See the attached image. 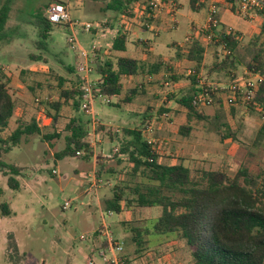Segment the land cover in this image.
I'll use <instances>...</instances> for the list:
<instances>
[{
    "label": "rangeland",
    "instance_id": "obj_1",
    "mask_svg": "<svg viewBox=\"0 0 264 264\" xmlns=\"http://www.w3.org/2000/svg\"><path fill=\"white\" fill-rule=\"evenodd\" d=\"M145 1H133L128 10H109L103 15L99 8L104 3L99 0H11L4 35L0 39V80L7 81L15 108L8 127L0 135H9L18 121L29 122L32 117L41 131L23 136L17 146L1 156L3 161L19 166L21 170L15 176L19 183L17 190L8 186L7 176L0 172V203L7 202L11 209L10 215H0V264H88L89 258L94 264H103L98 254L103 218H106L109 232L123 242L121 256L125 257L126 264L191 263L190 251L180 237L154 234L140 251L130 240L131 232L126 229L149 224L160 215V207H126L121 213L107 215L101 206V200L110 194L111 186L116 183L122 187L134 185L140 179L138 175L129 174L131 165L126 155L120 154V148L122 140L126 139L123 128L139 126L147 106L150 110L144 121L143 134L155 145L162 163H182L193 174L202 170H223L232 176L242 166L253 173L264 171V136L257 134L264 118L257 110L250 111L243 106L242 100L230 105L224 101L225 95H220V103L214 98L210 104L201 107L204 119L193 118L187 122L185 112L168 95L185 90L186 70L191 64L173 56L168 62L172 54L165 59L168 71L163 70V75L161 72L153 75L149 85L144 75V81L140 83L147 85L149 90L131 103L120 100L116 106L109 104L117 101L115 97L93 96L90 111L81 108L82 101L78 110L72 103L64 105L54 125L43 114L39 101L55 98L60 88L73 87L79 77L83 80L82 73L77 70V64L82 60L80 50L90 54L94 47L96 56L112 61L117 55H138L140 42L136 38L152 36L150 31L144 30L146 27L141 18ZM51 2L66 5L71 20L78 23L71 30L67 24L53 25L45 43L41 41L42 46L38 43L37 17L45 15L43 7ZM175 6L178 10V1ZM188 13L196 15L187 0H181L176 17L178 27H172L173 18L163 24L158 38L163 52L168 51L165 43L184 41L189 27L182 16ZM228 13L221 15V20L242 35L235 55L238 58L236 68L231 72L237 80L232 82L229 76L217 75L207 78L202 69L200 77L203 81L235 84L252 78L245 65L253 52L249 40L256 35V25L252 27L237 13ZM85 22L92 24L90 30L83 27ZM152 23L158 24L155 20ZM120 33L126 36L125 51L117 52L112 43ZM71 35L74 42L68 41ZM211 55L210 51L206 53V64L211 62ZM90 59L93 61L89 77L97 79L93 70L95 57ZM69 66L74 71H69ZM165 72L168 73L164 75ZM170 76L175 77L174 80L166 78ZM58 77L62 79V86L58 85ZM122 83L123 91L138 85L130 79H123ZM161 105L170 111L158 115ZM231 106L234 107L233 115L229 113ZM77 116L89 123L87 140L91 152L80 150L78 156L57 159L55 153L65 145V125L71 117ZM217 121L228 123L234 137L221 139L216 132ZM186 124L189 133L183 135L179 127ZM115 148L116 152L113 151ZM88 153L87 158L82 156ZM108 153L111 157L105 156ZM65 201L70 205L63 209ZM106 255L110 256V253Z\"/></svg>",
    "mask_w": 264,
    "mask_h": 264
},
{
    "label": "trees",
    "instance_id": "obj_2",
    "mask_svg": "<svg viewBox=\"0 0 264 264\" xmlns=\"http://www.w3.org/2000/svg\"><path fill=\"white\" fill-rule=\"evenodd\" d=\"M133 1L137 0H110L105 9L122 12L128 10ZM227 1L232 4L231 11L239 14L236 0ZM10 2L11 0L0 2V39L4 35ZM194 3L195 0H190L191 6ZM46 7L45 4L43 9ZM37 23L40 38L38 43L43 46L53 25L45 15L37 17ZM258 29V33L249 40L253 52L245 66L249 74L259 73L263 81L243 106L250 111L257 110L259 116L264 118V20ZM216 31V36L207 44L213 57L208 64L204 62L205 44L201 41L200 34H194L191 43L185 44L182 49L176 48L175 51L174 58L185 59L194 71V74L188 76L189 85L183 92L168 95L185 112L187 122L193 118H205L202 106L193 103V96L201 90L197 76L202 69H205L207 78L217 75L229 76L232 82L236 80L231 72L236 68L238 58L235 55L242 35L221 23ZM125 44L126 36L120 33L114 38L112 48L117 52L124 51ZM94 53L96 61L93 70L98 78H92L93 92L95 96L115 97L117 101L109 104L116 106L120 100L131 103L136 97L146 93L147 86L143 83L123 91V78L142 72L155 75L166 69L160 59L147 63L128 55H119L112 61L110 58L101 59L96 56V50ZM68 69L74 71L71 66ZM166 78L174 80L175 77ZM58 80V85L62 86V79L58 77ZM83 88V80L79 77L73 87L60 88L55 98L48 97L39 101L43 114L51 119L52 125L57 122L64 105L72 103L75 109H79ZM219 92V88L210 91L213 100L216 98L218 103L219 95L215 93ZM242 95L238 92V99ZM14 108L15 99L9 91L8 83L0 80V132L8 127ZM149 110L150 107L147 106L139 126L123 128L126 139L122 140L120 148V154H125L131 165L129 174L138 175L140 179L134 185L124 187L117 183L109 185L110 194L101 200L102 207L113 213H121L126 207L161 208L160 215L149 224L133 225L126 229L131 232L130 240L137 245L138 251L149 243L154 234H160L163 237H180L190 251V264H264V171L253 173L242 166L232 176L223 170H202L199 174H193L182 163H162L155 145L143 134ZM168 111L170 110L161 105L158 115ZM229 113H235L233 106L229 107ZM217 122L216 132L221 139L234 137L228 123ZM88 124V121L79 116L69 119L65 125V145L55 153L57 159L78 156L76 152L80 150L91 152L87 140ZM189 129L187 124L179 127L183 135L188 134ZM40 131L35 117H32L29 122L18 121L9 135H0V172L7 176V184L11 189H18L19 183L15 176L20 173L21 167L6 163L1 156L17 146L23 136L39 134ZM257 134L264 136V123L260 125ZM45 136L50 138L58 135L55 133L53 136ZM82 156L87 158L89 153ZM10 214L9 204L0 203V215ZM100 247H105L104 241L100 242ZM124 260L126 264V259Z\"/></svg>",
    "mask_w": 264,
    "mask_h": 264
},
{
    "label": "built area",
    "instance_id": "obj_3",
    "mask_svg": "<svg viewBox=\"0 0 264 264\" xmlns=\"http://www.w3.org/2000/svg\"><path fill=\"white\" fill-rule=\"evenodd\" d=\"M175 4L176 3L172 0H146L141 9V18L144 20L143 26L151 31H155L156 27L152 21H154L164 10L168 12L169 16L173 18L175 23ZM235 4L239 14L248 21L252 22L255 20H264V0H236ZM45 17L51 25L67 24L70 30L78 23L71 20L67 6L61 2L49 3L45 9ZM121 19L123 18L121 17ZM220 23L218 6L215 2H211L208 5L203 24L191 27L181 46L191 43L195 36L194 34H200L201 41L205 44L210 43L213 40V37L216 36V29H218ZM82 25L86 30H90L92 28V24L90 22H85ZM68 41L74 42L72 35L69 37ZM95 50L96 48L93 47L90 54H88L85 50H80L82 60L77 64V70L82 73L84 81L81 108L87 112L90 111L89 107L92 103L93 96H95L91 86L92 79L89 77L92 71L90 65L93 61L90 57H95ZM186 74L187 76L194 74L193 69L188 68L186 70ZM152 78L153 75H146L147 82H151ZM197 78L199 81L198 86L201 90L193 96V103L198 106L207 105L212 102L213 98L210 91H213L215 88H219L220 90L219 93L215 94H218L219 96L221 95V97L222 95H225L224 101L227 104L231 105L235 101L237 102V100H242V102L249 101L250 96L256 90L258 84L263 81V77L259 73H255L252 75V78H246L239 83L236 82L235 84H214L210 81H203L200 75H198ZM240 87L242 89H240ZM238 92L243 94L239 97V99ZM113 151L116 152V148ZM76 154L79 155L81 152L77 151ZM105 156L111 157V154L108 153ZM69 205V201H65L62 208L66 209ZM111 213L113 212L107 211V215H110ZM105 219L106 218H103L102 220L103 231L101 233L102 241L105 242V247H102L101 250L99 249L100 252L98 251V254L101 257L103 264H125V258L121 256L124 249L123 242L115 239L112 233L109 232ZM81 238L84 237L81 236ZM106 253H110V256L106 255ZM88 264H94L92 258L88 259Z\"/></svg>",
    "mask_w": 264,
    "mask_h": 264
},
{
    "label": "crops",
    "instance_id": "obj_4",
    "mask_svg": "<svg viewBox=\"0 0 264 264\" xmlns=\"http://www.w3.org/2000/svg\"><path fill=\"white\" fill-rule=\"evenodd\" d=\"M80 1V0H78ZM84 1V0H83ZM100 2L102 1V3H104V6L99 8V10L103 13V15H105V13L107 11H109L110 9H105L107 7V4L110 0H99ZM175 3H177V1L179 2V8L178 10H176V17L178 15V12H179V9L181 8V0H173ZM188 2V5H189V8L192 12L196 13V15H192L191 13H188L187 15H184L182 16L184 18V21L186 22V27L188 28L189 27V31L191 29V27L193 26H200L201 24H203L204 20H205V15H206V12H207V8H208V5L211 3V2H215L218 6V15H219V19H220V22L221 24L225 25L226 27H230L229 25H227L226 23H224L220 16L223 15V14H229L228 12H231V13H234L236 14L235 12H232L231 11V3L228 2L227 0H195V3H194V6H191L190 5V0H187ZM236 5V4H235ZM113 11V10H111ZM203 13L202 16H200V14ZM241 16V15H240ZM245 19V18H244ZM168 20H171V17L169 16L168 12L167 11H162L159 16L155 19V21L158 22V26L155 25L157 28V32L154 33V31H151L147 28H144V30H148L152 33V36L151 37H145V38H136L138 40V42H140V47H139V53L138 55L134 56V58L138 59L139 61L141 62H147V63H151L153 61H155L156 59H160L161 62L163 63V65L165 66L168 62L172 61L171 58L172 56L174 57L175 55V51H176V48H181L182 49V46L181 44L183 42H176V41H172L170 44H166L165 43V47L168 49L167 52H163V47L161 45V42L158 41V38L160 37V30L162 29V26L163 24H165ZM247 20V19H245ZM248 21V20H247ZM252 27L254 25V28H255V31L254 33H258L259 31V26L260 24L263 22L262 20H255V21H248ZM156 23V22H155ZM179 25V20L176 19V22L173 23L172 27L173 28H176L178 27ZM233 29V28H232ZM253 29V28H252ZM204 43V42H203ZM189 44V43H188ZM205 44V43H204ZM185 45V44H184ZM183 45V46H184ZM125 51V50H124ZM209 51L208 49V46L207 44H205V55L206 53ZM171 55V57L169 58V61L166 63L165 59L167 57V55ZM119 56V55H117ZM129 56V55H128ZM212 57V55H211ZM213 58V57H212ZM177 59V58H176ZM180 59V58H179ZM205 59V58H204ZM185 60V59H184ZM186 61V60H185ZM170 67V66H169ZM192 68V67H190ZM163 70L167 71L166 69H162L160 70L157 74L155 75H159L160 72H161V75H163ZM168 72H165L164 75H166ZM248 73V72H247ZM249 74V73H248ZM144 75L145 74H134V75H131V76H127L123 79H130V81L134 82V84L138 83V84H141L140 82L143 80L144 81ZM154 75V76H155ZM200 75V73H199ZM251 75V74H249ZM122 79V80H123ZM188 79V78H187ZM187 83V86L189 85V80L186 81ZM150 83H148L147 85H149ZM145 85V86H147ZM186 86V87H187ZM146 88V91L147 89L149 90V87H145ZM152 88V87H151ZM127 90V89H126ZM125 91V90H124ZM11 119V118H10ZM10 121V120H9ZM91 146V144H90ZM102 206V205H101ZM102 241V240H101Z\"/></svg>",
    "mask_w": 264,
    "mask_h": 264
}]
</instances>
